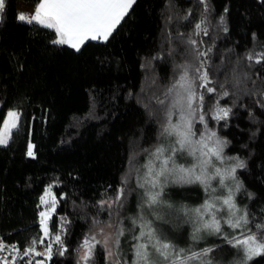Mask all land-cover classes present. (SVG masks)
<instances>
[{"label":"trees","instance_id":"1","mask_svg":"<svg viewBox=\"0 0 264 264\" xmlns=\"http://www.w3.org/2000/svg\"><path fill=\"white\" fill-rule=\"evenodd\" d=\"M17 14V0H5L0 126L7 110L20 113L8 144L0 146V237L5 243L30 248L33 239L43 237L51 244L47 264H82L85 238L98 240L101 229H117L118 221L134 213L135 178L118 211L102 202L114 200L130 168L140 169L148 153L164 142L159 130L165 112L157 100L168 103L165 93L182 71L177 65L199 66L189 39L196 40V50L208 53L200 60L207 62L208 87L216 89L207 93L196 81L198 93H204L207 126L228 142L225 163H235L230 157L245 163L236 170L243 187L234 199L248 212L253 231L264 223V60L247 59L264 53V0H135L106 41L88 40L79 51L53 44L54 30L21 22ZM201 21L206 35L195 29ZM189 75H196L191 68ZM217 104L231 109L226 120L213 119ZM196 128L202 131L203 125ZM226 183L234 189V181ZM46 191L55 203L47 237L40 224ZM171 195L193 207L206 197L196 184L176 186ZM172 220L160 224L163 234L186 242L189 224ZM55 235L63 246L55 243ZM212 238L207 246H219L213 253L222 264L237 258L222 238ZM89 264H111L103 245H96ZM249 264H264V256Z\"/></svg>","mask_w":264,"mask_h":264},{"label":"snow or ice","instance_id":"2","mask_svg":"<svg viewBox=\"0 0 264 264\" xmlns=\"http://www.w3.org/2000/svg\"><path fill=\"white\" fill-rule=\"evenodd\" d=\"M135 0H38L34 14L28 15L20 12L17 19L27 24L36 23L44 28L54 30L57 39L53 44L69 45L79 51L88 40H107L113 31L121 23ZM5 0H0V11H3ZM223 22V17H221ZM201 23L195 25L197 32L201 29ZM225 31L227 29L225 28ZM255 38V34H253ZM189 45L193 46V54L199 62L198 67L189 64L177 65L182 71L165 93V100H157L165 112L164 119L160 123L159 137L167 143L157 144L151 152L150 159L143 166L144 171L133 165L129 173L122 178V187L117 191L114 200L102 202V206L116 211L124 206L126 200L125 189L129 180L135 178L136 188L140 197L137 204V214L128 217L133 227L128 230L132 233L130 252L131 259H122L120 251V238L125 235L126 229L123 221H118L116 232L104 235L103 240H97L96 236L85 238L81 244L84 254L80 257L82 264H89L93 251L97 244L103 245L108 252L111 264H217L212 255L216 247H204L199 251L178 247L168 239L156 226L169 223L168 217L176 215L191 226L189 238L193 243L204 238V234L221 237L226 245L242 253L240 259H234L229 264H249L257 256H264V223L255 225L256 231L249 227V215L246 210L240 209L235 202V193L239 192L243 185L236 180V170L245 167V163L238 157H230L235 161L227 168L217 167L215 161H224V148L227 141L218 137L217 132L207 126L205 115L201 111L204 104V93H198V87L207 93H214L216 89L208 87L212 81L209 78L207 62L200 60L201 56H207V52L196 50L197 42L189 39ZM210 51V50H209ZM247 59H255L257 64L264 60V53L248 54ZM196 74L190 77L189 69ZM238 83V81H237ZM221 88L224 85H220ZM222 95L229 93L224 91ZM231 112L230 108H221L217 104L216 115L213 119L226 120ZM176 117L173 120V117ZM20 113L9 111L0 126V145H6L14 129H17ZM203 125V130L196 128V124ZM146 152L148 150H145ZM28 155L32 156V146L29 145ZM191 157L190 163H180L179 160ZM216 180L221 189H227L226 196L214 195L217 191L212 187V181ZM227 180L234 181V189L229 187ZM199 185L206 194V199L195 207L188 205H176L165 198V190L169 185ZM252 194L249 193V197ZM41 202L46 203L44 197ZM226 212V218L221 215ZM40 224L44 236L49 235L47 227L48 214L40 213ZM227 225L236 234H228L223 230ZM103 234V229H101ZM39 240L44 243L43 237L33 239L32 247L25 251H35V244ZM56 244L63 246L60 235H55ZM3 244H0V248ZM15 250V245L12 246ZM115 248L116 251L112 249ZM63 255V251L59 252ZM51 258V244L43 253ZM42 264V262H40Z\"/></svg>","mask_w":264,"mask_h":264},{"label":"rangeland","instance_id":"3","mask_svg":"<svg viewBox=\"0 0 264 264\" xmlns=\"http://www.w3.org/2000/svg\"><path fill=\"white\" fill-rule=\"evenodd\" d=\"M36 2H37L36 0H17V10H18V13L23 12V13L28 14L29 16L32 15V14H34L35 9H36V6H37V3H38V2H37V3H36ZM56 39H57V37H56ZM98 40H102V39H98ZM10 110H11V111H16V112H18L17 109H9V110L6 111V114H7ZM18 113H19V112H18ZM6 114H5L4 119L6 118ZM175 119H176V117L174 116V117H173V120H175ZM3 121H4V120H3ZM2 124H3V122H2ZM2 124H1V126H2ZM9 140H10V139H9ZM163 143H167V141H164ZM7 144H8V143H7ZM7 144H6V145H7ZM6 145H0V146H6ZM29 145L32 146V144H29ZM29 145H28V149H27V154H28V151H29ZM32 152H33V147H32ZM149 159H150V156L148 155V158L146 159V161H145V162L142 164V166L140 167L141 172L144 171L143 166L146 165V164L148 163ZM179 162H180V163H185V164L190 163V162H191V157H188V158H186V159L179 160ZM215 164H216L217 167H220V168H222V169L231 166L230 164H227V163H225L224 161H215ZM214 181H215V180L212 181V187L217 189V191H216V193H215L214 195H216V196H222V195H223V196H226V195H227V189H226V188H225V189H221L219 186H217V185L214 184ZM227 181H229V180H227ZM227 181H226V182H227ZM176 186H179V185H169V186L166 188V190H165V198L168 199V200H170L172 203H174V204H176V205H188V206H190V207H193V206H191L190 204H188V203H186V202L175 201V200L172 198L171 193H172V191L174 190V188H175ZM138 191H139V190L137 189V192H136V195H135V198H134L135 201H136V204H135V206H134V213H132V212L129 213L128 217H132V216H135V215L137 214V204H138L139 199H140V197H139V195H138ZM43 197H44V200L46 201V203H42V206H43V211H42V212L47 213V214H48V218H49V216L51 215V213H52V211H53V209H54V206H55V203L53 202L54 197H53V195H52V193H51L50 191H46V192L44 193ZM206 198H207V197H205L204 199H206ZM204 199H203V201H204ZM203 201H202V202H203ZM52 202H53V203H52ZM202 202H201V203H202ZM235 202H236V201H235ZM236 204H237V202H236ZM195 206H199V205H195ZM195 206H194V207H195ZM237 206H238V205H237ZM238 207H239V206H238ZM221 215H224L225 218H226V212H222ZM128 217H127V219H126L125 221H123V225H122V226L126 229V231H125V235L122 236V237L120 238V251H121V253H122V259H128V260L130 261V259H131L130 244H131V235H132V233H131L130 231H128V230L132 229L133 225H132L131 221L128 219ZM48 218H47V221H46V223H47V227H48ZM172 219H174V220L176 219V220H177V219H179V217H177V216L174 215V214H173V215H170V216L168 217L169 223H167V224H163V227H164V225H168V224H170L171 221H173ZM156 226H157V227H158L163 233L165 232V231H164L165 228L161 227L162 225L159 224V226H158V224H157ZM186 226H187V225H186ZM41 228H42V227H41ZM186 228H187V227H186ZM187 230H188L189 232H191V226H190V225H188ZM223 230H224L225 233H228V234H236L232 229L228 228L227 225H224V226H223ZM42 231H43V228H42ZM115 232H116V229L111 228V227H108V228H106V229L104 230L103 234H100V235L98 236V240H103L104 235H111V234H114ZM43 234H44V231H43ZM167 235H168V234H165V236H166L168 239L172 240V242L175 243V242L173 241V239H172L171 237H168ZM215 236H216V235H207V234H204V238H203V239L197 241L196 243H193V242L190 240V238H189V234H187V236L185 237V238H186V242H183V243H178V242H176L175 244H176L178 247H181V248H187V247H189V245H191L192 248H193V250H195V251H199L201 248H204V247H210V246H207V242L210 241L211 239H213L212 237H215ZM45 237H47V236H45ZM218 237H219V236H218ZM220 238H221V237H220ZM105 250H106V257H107V259L109 260L107 249L105 248ZM112 250H113V251H116L115 248H113ZM233 250H234V252H235V256H237V258H236V257H233V258H230V259L227 258V260H225V261L223 260L224 263H228L229 260L232 261V260H234V259H240V258H241L242 253H238L236 249H233ZM83 254H84V249H83V251H82L81 256H82ZM212 255L215 257V260H216L217 264H222L221 260L218 258V256L216 255V253H212Z\"/></svg>","mask_w":264,"mask_h":264},{"label":"built area","instance_id":"4","mask_svg":"<svg viewBox=\"0 0 264 264\" xmlns=\"http://www.w3.org/2000/svg\"><path fill=\"white\" fill-rule=\"evenodd\" d=\"M0 244L3 247L0 248V264H47L49 257L45 255H37V253H43L48 246V243L44 240V243L36 244L35 251L28 252L25 255V251L29 248L19 247L16 244L5 243L0 237ZM15 245V250L12 246Z\"/></svg>","mask_w":264,"mask_h":264},{"label":"crops","instance_id":"5","mask_svg":"<svg viewBox=\"0 0 264 264\" xmlns=\"http://www.w3.org/2000/svg\"><path fill=\"white\" fill-rule=\"evenodd\" d=\"M37 2H38V1H37ZM37 2H36V3H37Z\"/></svg>","mask_w":264,"mask_h":264}]
</instances>
